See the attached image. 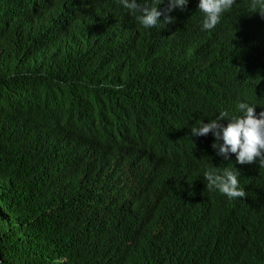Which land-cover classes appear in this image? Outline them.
Wrapping results in <instances>:
<instances>
[{"label":"trees","instance_id":"trees-1","mask_svg":"<svg viewBox=\"0 0 264 264\" xmlns=\"http://www.w3.org/2000/svg\"><path fill=\"white\" fill-rule=\"evenodd\" d=\"M137 2L160 23L120 0H0V264H264V168L191 134L264 111V16L236 0L206 31L199 0ZM212 166L247 197L208 190Z\"/></svg>","mask_w":264,"mask_h":264},{"label":"clouds","instance_id":"clouds-1","mask_svg":"<svg viewBox=\"0 0 264 264\" xmlns=\"http://www.w3.org/2000/svg\"><path fill=\"white\" fill-rule=\"evenodd\" d=\"M162 2L163 0L160 3ZM235 2L236 0H199L198 10L204 15L202 30H213ZM120 3L145 29L155 27L160 23L159 18L164 15L158 10V6L142 5L137 0H120ZM188 3L189 0H168L167 12L171 13L177 8L184 11ZM251 9L264 16V0H251ZM164 22L174 23L175 17L165 15ZM119 88H123V85ZM238 109L242 115L229 117L228 112L222 110L208 123L202 121L199 127H191V134L201 137L211 133L216 141L212 148L216 149L217 155L224 161H229L234 155L238 164H253L258 161L259 166L264 168V111L257 117L255 106L244 102L238 104ZM225 118L229 120L227 126L221 122ZM239 176L237 168H224L221 171L215 166L207 168L203 174L207 181L206 188L217 190L229 200L247 197L246 191L240 187Z\"/></svg>","mask_w":264,"mask_h":264},{"label":"water","instance_id":"water-1","mask_svg":"<svg viewBox=\"0 0 264 264\" xmlns=\"http://www.w3.org/2000/svg\"><path fill=\"white\" fill-rule=\"evenodd\" d=\"M1 259H2V257H1V252H0V263H1Z\"/></svg>","mask_w":264,"mask_h":264},{"label":"bare ground","instance_id":"bare-ground-1","mask_svg":"<svg viewBox=\"0 0 264 264\" xmlns=\"http://www.w3.org/2000/svg\"><path fill=\"white\" fill-rule=\"evenodd\" d=\"M264 84V83H263Z\"/></svg>","mask_w":264,"mask_h":264}]
</instances>
